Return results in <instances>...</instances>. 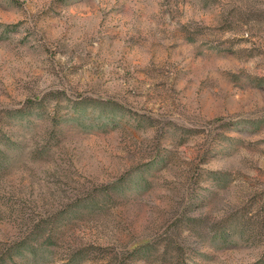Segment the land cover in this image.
<instances>
[{
    "label": "rangeland",
    "instance_id": "rangeland-1",
    "mask_svg": "<svg viewBox=\"0 0 264 264\" xmlns=\"http://www.w3.org/2000/svg\"><path fill=\"white\" fill-rule=\"evenodd\" d=\"M0 264H264V0H0Z\"/></svg>",
    "mask_w": 264,
    "mask_h": 264
}]
</instances>
